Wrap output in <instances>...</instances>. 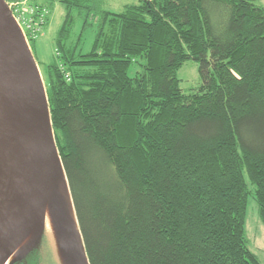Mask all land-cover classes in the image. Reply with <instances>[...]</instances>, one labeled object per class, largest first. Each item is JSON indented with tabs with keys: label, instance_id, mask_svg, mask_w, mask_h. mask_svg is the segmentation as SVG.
<instances>
[{
	"label": "trees",
	"instance_id": "trees-1",
	"mask_svg": "<svg viewBox=\"0 0 264 264\" xmlns=\"http://www.w3.org/2000/svg\"><path fill=\"white\" fill-rule=\"evenodd\" d=\"M28 1L66 12L45 85L90 264H261L245 229L250 198L264 225V7Z\"/></svg>",
	"mask_w": 264,
	"mask_h": 264
},
{
	"label": "water",
	"instance_id": "water-1",
	"mask_svg": "<svg viewBox=\"0 0 264 264\" xmlns=\"http://www.w3.org/2000/svg\"><path fill=\"white\" fill-rule=\"evenodd\" d=\"M50 241L58 264H90L39 65L0 0V264Z\"/></svg>",
	"mask_w": 264,
	"mask_h": 264
},
{
	"label": "rangeland",
	"instance_id": "rangeland-1",
	"mask_svg": "<svg viewBox=\"0 0 264 264\" xmlns=\"http://www.w3.org/2000/svg\"><path fill=\"white\" fill-rule=\"evenodd\" d=\"M106 3L107 5L113 4L109 9L113 12L120 13L124 11V7L128 4V1L104 0L105 5ZM255 3L258 6L264 7V0H256ZM47 5L50 9L48 7H44L43 9L49 11L46 22V26L47 24L48 26L45 27L43 35L37 41L28 40V44L37 60L45 83L47 82V67L58 61L56 59V40L66 15L65 8L59 2H52ZM81 30L82 22L77 19L73 30V40L78 39L79 35H81ZM94 37L95 34L93 31L83 33V47L85 52H88L92 47ZM134 72L135 69H133L131 74ZM177 77L180 80V88L185 94L192 93L201 86L203 82L199 72V64L194 61L185 63L178 71ZM251 189H253V187H251ZM245 231L250 251L258 258L261 264H264V225L261 222L257 205L252 198L249 200ZM34 259H37V262H40V264H58L54 251L50 246V241L46 238L42 240Z\"/></svg>",
	"mask_w": 264,
	"mask_h": 264
},
{
	"label": "built area",
	"instance_id": "built-area-1",
	"mask_svg": "<svg viewBox=\"0 0 264 264\" xmlns=\"http://www.w3.org/2000/svg\"><path fill=\"white\" fill-rule=\"evenodd\" d=\"M29 1L9 4L15 20L21 27L23 34L28 40L37 41L44 33L49 11L46 9L38 10L29 6ZM29 43V42H28Z\"/></svg>",
	"mask_w": 264,
	"mask_h": 264
},
{
	"label": "flooded vegetation",
	"instance_id": "flooded-vegetation-1",
	"mask_svg": "<svg viewBox=\"0 0 264 264\" xmlns=\"http://www.w3.org/2000/svg\"><path fill=\"white\" fill-rule=\"evenodd\" d=\"M36 252L33 253L30 257H28L24 262L20 264H40V262H37V259H34Z\"/></svg>",
	"mask_w": 264,
	"mask_h": 264
}]
</instances>
